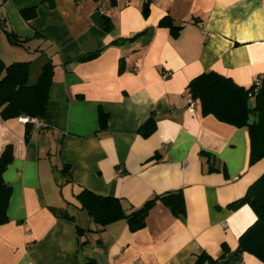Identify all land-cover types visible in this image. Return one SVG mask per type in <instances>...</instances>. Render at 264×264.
Returning a JSON list of instances; mask_svg holds the SVG:
<instances>
[{
    "label": "crops",
    "instance_id": "obj_1",
    "mask_svg": "<svg viewBox=\"0 0 264 264\" xmlns=\"http://www.w3.org/2000/svg\"><path fill=\"white\" fill-rule=\"evenodd\" d=\"M31 7L36 16L25 19ZM167 15L182 26L177 37L158 25ZM0 58L54 68L41 127L26 137L21 116L0 115V155L13 149L0 264H195L201 252L237 248L256 216L228 205L264 173V159L249 164L247 129L198 103L190 110L187 85L206 70L243 86L264 75V0H0ZM151 112L156 129L144 137ZM84 188L118 197L126 212L181 189L185 211L158 202L139 230L125 219L101 229L77 200Z\"/></svg>",
    "mask_w": 264,
    "mask_h": 264
},
{
    "label": "trees",
    "instance_id": "obj_2",
    "mask_svg": "<svg viewBox=\"0 0 264 264\" xmlns=\"http://www.w3.org/2000/svg\"><path fill=\"white\" fill-rule=\"evenodd\" d=\"M148 1L144 3L143 13L148 14ZM25 19L36 16V7L21 10ZM105 29L110 30L112 25L107 17L104 18ZM160 27H167L173 37H177L181 25L175 24L169 16L159 20ZM142 33V32H141ZM140 33V34H141ZM139 35L135 34L133 37ZM10 42L21 44L26 39H19L12 32L7 33ZM98 52H90L82 57V61L95 57ZM53 64L48 59L40 66V72L34 83H30L31 63L15 61L10 64L0 58V115L4 119L20 116L43 119L48 112V100L52 85ZM259 82V85H257ZM190 98L201 107L204 115L211 114L218 120L238 128H245L249 134L250 154L249 164L264 159V75L256 78L250 86L236 83L231 77L214 70H206L192 78L187 85ZM248 103L253 106L248 108ZM253 115V123L247 124L249 115ZM107 115L102 116L100 126L105 127ZM157 117L153 112L139 128L144 137L151 135L156 129ZM32 130V123L26 122V137ZM202 155L210 158L207 152ZM13 160V149L7 145L0 155V225L8 222V204L12 193L11 185L4 178L3 173ZM77 200L90 218L103 229L108 224L119 219H125L131 231L139 230L146 225L150 210L158 203H163L175 216L185 211L184 196L181 189L171 190L147 199L140 207L126 212L121 200L112 195H99L84 188ZM248 204L255 213V220L238 238V245L234 256L225 264H242V254L249 253L264 262V173H262L247 188L245 194L228 205L236 209ZM62 216L70 218L64 213ZM78 231H85L78 227ZM231 252L226 249L218 257L206 252L197 255L195 264H219V260L226 258ZM83 264H95L90 259Z\"/></svg>",
    "mask_w": 264,
    "mask_h": 264
},
{
    "label": "built area",
    "instance_id": "obj_3",
    "mask_svg": "<svg viewBox=\"0 0 264 264\" xmlns=\"http://www.w3.org/2000/svg\"><path fill=\"white\" fill-rule=\"evenodd\" d=\"M103 12V10H102ZM257 85H259V82H257ZM195 102L194 101H191L188 108L190 110H193L194 107H195ZM20 119L23 121V122H30L34 125L35 128H39L43 125L42 121H40L39 119L35 118V117H28V116H21ZM121 172V169H119L117 171V173L119 174Z\"/></svg>",
    "mask_w": 264,
    "mask_h": 264
},
{
    "label": "water",
    "instance_id": "obj_4",
    "mask_svg": "<svg viewBox=\"0 0 264 264\" xmlns=\"http://www.w3.org/2000/svg\"><path fill=\"white\" fill-rule=\"evenodd\" d=\"M121 41H122V40H121ZM248 108H249L250 110H252L253 106L251 105V103H248ZM252 123H253V115L250 114V115H249V118H248V120H247V124L250 125V124H252ZM235 253H236V250H232L231 252H229V253L227 254L226 258H224V259H222V260H219V264H225V263H227L228 260L231 259V258L234 256Z\"/></svg>",
    "mask_w": 264,
    "mask_h": 264
},
{
    "label": "rangeland",
    "instance_id": "obj_5",
    "mask_svg": "<svg viewBox=\"0 0 264 264\" xmlns=\"http://www.w3.org/2000/svg\"><path fill=\"white\" fill-rule=\"evenodd\" d=\"M40 72V65L37 64L36 66H33L31 69V76H30V83H34L38 74Z\"/></svg>",
    "mask_w": 264,
    "mask_h": 264
}]
</instances>
